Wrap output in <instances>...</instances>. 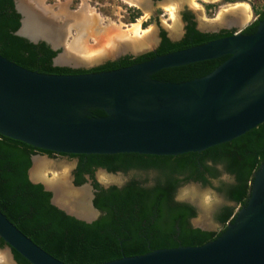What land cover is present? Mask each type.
Instances as JSON below:
<instances>
[{"label":"water","instance_id":"obj_1","mask_svg":"<svg viewBox=\"0 0 264 264\" xmlns=\"http://www.w3.org/2000/svg\"><path fill=\"white\" fill-rule=\"evenodd\" d=\"M14 4L21 15L16 34L59 50L55 65L81 66L58 62L63 45L27 31L29 21H43L41 8L26 9L20 0ZM238 27L228 36L99 72L42 73L0 53V133L65 154L178 155L230 141L264 122V19L250 34L243 33L242 25ZM141 52L125 50L110 58ZM225 55L229 56L202 77L172 82L152 76L163 68ZM95 109L104 110L105 115L94 114ZM37 157L33 155L29 169L34 182L38 179L32 177L31 169ZM65 187L70 195L62 203L56 200L55 189L46 184L54 191V204L72 207L68 213L81 219L97 215V211L88 216L77 209L83 200H70L82 199L83 188ZM87 196L90 207L92 194ZM0 237L13 262L12 251L16 250L31 264H67L35 243L1 209ZM99 264H264V162L253 174L247 204L216 239Z\"/></svg>","mask_w":264,"mask_h":264},{"label":"trees","instance_id":"obj_2","mask_svg":"<svg viewBox=\"0 0 264 264\" xmlns=\"http://www.w3.org/2000/svg\"><path fill=\"white\" fill-rule=\"evenodd\" d=\"M244 34L256 31L264 19V7ZM21 15L14 0H0V53L31 70L48 74H75L112 70L129 66L172 51L203 44L233 34L193 32L180 41L164 39L156 51L139 56L126 55L91 68L54 65V50L42 41L31 42L16 34ZM229 55L163 68L152 76L163 81L181 82L210 73ZM93 113L105 115L104 110ZM36 148L0 133V209L28 237L67 264H99L123 256L140 255L158 248L202 245L216 239L236 217L233 205H226L216 217L224 224L217 233L191 226L195 207L176 199L179 189L189 181L212 185L222 171L233 177L217 189L228 199L247 204L253 174L264 162V122L230 141L197 152L178 155L139 153L73 154L87 158V165H100L111 171H153L154 183L131 177L122 186L112 185L96 194L95 204L105 213L93 222L77 219L51 202L52 193L29 177ZM5 241L0 237V246ZM16 259L31 264L16 250Z\"/></svg>","mask_w":264,"mask_h":264},{"label":"rangeland","instance_id":"obj_3","mask_svg":"<svg viewBox=\"0 0 264 264\" xmlns=\"http://www.w3.org/2000/svg\"><path fill=\"white\" fill-rule=\"evenodd\" d=\"M60 2H67V7L71 11H76L77 9H79V7L82 6L83 2L88 3L94 9V12L98 16H100L101 20H103V25H106L108 21H110L113 25H116L114 27L119 28L116 30L122 35L132 36L133 33L131 32V29L133 24L135 23H139V28L141 27L140 33H143L144 31L149 29H153V32L155 33L156 30L157 22L152 20V18L149 20L151 15L150 11H147L146 9L139 10L137 7L130 5L124 0H45V3L49 5H55ZM162 2L159 3L160 5L156 6L161 14L159 20L167 28H169V25L173 27L174 18L170 14V11L167 10L166 7H164ZM191 2L194 5L190 4ZM191 2H188V4L189 6H193L194 10L196 11L199 24L211 26H215L219 22V20H222L224 16L226 18H233L234 14H232L231 11L237 6L244 7V10H246V14L248 13V18L245 21V24H247L248 22L254 20L256 18V14H258L261 8L264 7V0H217L212 1V3L205 0H191ZM177 22L179 28L181 26V22L180 20H177ZM244 25H242V27ZM76 33L77 32L75 28L71 29L70 34L66 39L67 42H69L70 39H72V37L76 35ZM87 40L89 44H95V40L93 37H89ZM153 47L154 42L151 45L133 50H142V52H144L152 49ZM110 57L111 56L106 57L105 61L110 60ZM101 63L102 62L100 61H96L89 64L83 63V65L81 66H69L90 68L100 65ZM60 66H66V64ZM40 157V159H42V161L45 163L41 171L42 175L45 178L56 179L61 176H65L63 178V181H67L66 178L69 174V171L71 169L70 165L73 163V161H70L67 158L48 159L44 154ZM33 168L34 166L32 167V169ZM134 176L137 178L153 180L155 173L153 171H131L129 174L115 175H105L103 173L99 174V179L105 182H117L121 184L125 180ZM232 181L233 177L222 171V174L218 178L212 180L211 186H202L198 183H189L179 189L177 196L180 199L192 200L193 202L199 203L201 205V209L198 211V215L196 216V218H194V222L197 225H202L210 228H218L215 221V216L219 211L220 206H223L224 204L232 205L233 203L229 202L224 194L217 189V187H219L222 183H230ZM234 206L237 207L236 205ZM0 250H5V248Z\"/></svg>","mask_w":264,"mask_h":264},{"label":"bare ground","instance_id":"obj_4","mask_svg":"<svg viewBox=\"0 0 264 264\" xmlns=\"http://www.w3.org/2000/svg\"><path fill=\"white\" fill-rule=\"evenodd\" d=\"M124 1L131 5L140 4L144 7L148 4V0ZM184 2L190 3L191 0L163 1L164 7L169 9L174 18L171 32H177L179 25L177 22L178 18L175 17V15L177 9L180 8ZM190 4L194 5L192 2ZM20 5L26 9L29 6L35 5L41 8V13L44 16L42 18L43 21H29L26 26L27 31L42 36L44 35L50 38L55 44H62L64 52H62L58 58V62L60 63L76 65H83V63L89 64L91 62L102 61L108 56H113L125 51V49H132V51H134L133 49H140L151 45L154 42L153 29L140 33L139 23L133 24L131 29V32L133 33L132 36L122 35L116 30L119 28L114 27L116 25H113L110 21H108L106 25H103V20H101L100 16H98L94 12V9L86 2H83L82 6L76 11L69 10L67 2L49 5L45 3V0H20ZM231 13L234 14L231 21L238 22L241 25H243L248 18V13L246 14V10H244V7L242 6L233 8ZM226 21H228V19L224 16L221 21L219 20V23H227ZM74 28L77 32L76 35L67 42L66 39L70 34L71 29ZM89 37L94 38L95 44L91 45L87 42ZM40 158L41 157L35 158L34 168L31 172L32 177L35 179L41 178V171L45 165ZM42 178H44L43 175ZM60 178L49 181L53 183L52 186L54 185L56 200L63 203L65 202L63 197L70 195V190H67L65 187L68 186L66 185L67 182L63 180L60 181ZM82 192L84 196H87L86 189H82ZM73 193L77 196L79 194L78 191H74ZM0 260H3V264H15L12 261L9 252L6 250H0Z\"/></svg>","mask_w":264,"mask_h":264},{"label":"flooded vegetation","instance_id":"obj_5","mask_svg":"<svg viewBox=\"0 0 264 264\" xmlns=\"http://www.w3.org/2000/svg\"><path fill=\"white\" fill-rule=\"evenodd\" d=\"M162 1H164V0H148V4H147L146 7H144L143 5H140V4H134L133 5V6L137 7L139 10L146 9L147 11H150L151 15H150L149 20L152 18V20L157 22L156 30H155V33H154V35H155L154 36V47L152 49L148 50V51L141 52L138 55L131 54V53L121 54L115 60H119L120 58H122V57H124L126 55L139 56V55H141L143 53H146V52H149V51H156V49L161 45V43L166 38L169 39L170 41H180V40L184 39L185 37H187L188 35H191L195 31H198V32H201V33H210V34L216 33V34H218V33H221L223 31H237L239 29L238 25H241L238 22H235V21L232 22L231 21L232 17L227 18L228 19V21H226L227 23L221 24V23L218 22L215 26L204 25V24L200 25L199 21H198L197 13L194 10L193 6H189L188 2H184L182 4V6H180V8L177 9V13H176L177 16H175V17L178 18V20H180L181 26L177 29V32H171L172 31V26L169 25V28H167L159 20L161 14H160V11L158 10V8H156V6L160 5L159 3L162 2ZM205 1H209V2L212 3V1H217V0H205ZM162 4H163V2H162ZM167 10H169V9H167ZM170 14H171V12H170ZM259 17H260V14H256V18L254 20H252L251 22H248L247 24H245L246 22H244L243 25L244 24L245 25L242 27V30H244L247 26H249L255 20L259 19ZM126 50H131V49H126ZM110 60H106V62L110 61ZM53 63H54V60H53ZM70 67H72V66H70ZM72 68H84V67H72ZM40 154L41 155L44 154L48 159H50V158H54V159L67 158L68 160L73 161V163L70 165L71 169H70L69 174L67 176V181L66 182L68 184L66 183V185H68V187H74V188H77V189H80V188L81 189L82 188L86 189L87 195H88V193L92 194V196L90 198L91 206L90 207L87 206V204L89 203V196H84L82 199L80 197H70V200H78V199H79V201L83 200L84 203L83 202H79V204H77V206H76L77 209L80 212H82V213L85 212V214L88 215V216H89V214H95L96 211H97V213H96L97 215L95 217H93L91 220L81 219V218L75 216L74 214L68 213L67 208L68 209H72V207L64 206L62 208L61 206H58V205L54 204L52 201L51 202L54 205H56L58 208L64 210L67 214H69L71 216H74L77 219L84 220V221H87V222H93V221L99 219L105 213L104 210H102L101 208L97 207L96 204H95V199L97 198L96 194L97 193H101L102 189H107V188H109L112 185L122 186V185H124V183H126L129 180V179H127L121 184L117 183V182H105V181L99 179V174H103L104 173L105 175L106 174L107 175H115V174H129L131 172V171H122V170L111 171L107 167H104V166L87 165V164H85V163L88 162L87 158L81 159L79 156H77V155L74 156L73 154H65V153H57V152L45 153V152H41V151L38 150L33 155H40ZM33 155H32V157H33ZM32 163H33V161H32ZM100 177H101V175H100ZM63 178L64 177H61L60 181H62ZM49 180H54V179H48V178H45V177L44 178L41 177L36 182H34L32 180L31 181L34 182V183L43 184L44 188L47 191H51V193L53 195V193H54L53 189L51 190V189H47L46 188V184H49L52 188H54V185L52 186L53 183L50 182ZM153 183H154L153 180H148L146 182V184H148V185H151ZM189 183H198V184H201L202 186H211V185H204L200 181H189V182L185 183L184 185L189 184ZM176 199L179 200V201L188 202V203L192 204L195 207L196 214L191 216L190 219H189V222H190L191 226L199 227V228H202V229L207 230V231H213L215 233L219 232L224 227V224L221 223V221L216 217L217 215L215 216V221H216V224H217L218 228H210V227H205V226L197 225V224L195 225L194 218H196V216L198 215V211H199V207L197 206V204L195 202H193L192 200L180 199L178 196H176ZM226 199L229 202L233 203L232 204L233 206L234 205L237 206V207L234 206L235 209H234L233 215L235 213H238V210L242 206L237 204L234 201H231L227 197H226ZM226 205H230V204H224L223 206H220L219 211L217 213H219L221 211V209L223 207H225ZM88 210H90V211H88ZM228 224H230L229 221H227L226 226H228ZM5 246H6V243L3 246H0V249L5 248ZM12 254H13V259H14V263L15 264H23V263H20L16 259L15 254H14L13 251H12Z\"/></svg>","mask_w":264,"mask_h":264},{"label":"clouds","instance_id":"obj_6","mask_svg":"<svg viewBox=\"0 0 264 264\" xmlns=\"http://www.w3.org/2000/svg\"><path fill=\"white\" fill-rule=\"evenodd\" d=\"M0 264H3V260H0Z\"/></svg>","mask_w":264,"mask_h":264}]
</instances>
